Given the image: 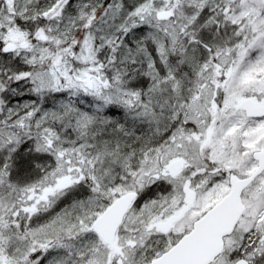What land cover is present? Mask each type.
<instances>
[{
  "label": "snow or ice",
  "instance_id": "1",
  "mask_svg": "<svg viewBox=\"0 0 264 264\" xmlns=\"http://www.w3.org/2000/svg\"><path fill=\"white\" fill-rule=\"evenodd\" d=\"M0 264H264V0H0Z\"/></svg>",
  "mask_w": 264,
  "mask_h": 264
}]
</instances>
